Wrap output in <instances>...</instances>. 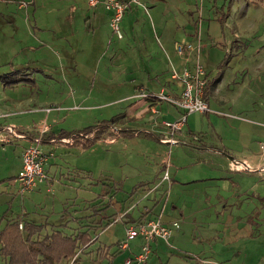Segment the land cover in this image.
Wrapping results in <instances>:
<instances>
[{
  "label": "rangeland",
  "instance_id": "obj_1",
  "mask_svg": "<svg viewBox=\"0 0 264 264\" xmlns=\"http://www.w3.org/2000/svg\"><path fill=\"white\" fill-rule=\"evenodd\" d=\"M180 1L188 3L191 9L195 5L200 6L201 3V0ZM249 1L258 0H247V2ZM262 1L264 2V0ZM168 2L173 5L174 9L175 0H168ZM189 14H183L184 16L181 17L188 23L191 22ZM36 15L39 18L41 11L37 10ZM68 15L65 19L59 15L58 19H70V14L68 13ZM35 16L31 14L27 22L30 23L33 33L37 31ZM198 26L196 30H198ZM50 30L40 31L41 35L35 38L26 33L25 47L21 51L22 53L18 56L9 54L5 59H11L12 62L23 60L25 61L24 65L13 68L10 66L11 63H7L0 66V73L18 71L19 77L31 78L35 82V84L20 82L17 86L6 89L4 93L1 92L3 98L7 99L14 97L30 99L27 102L28 106L24 107L27 112L14 116L12 119L17 120L18 126H22L24 130L39 128L43 123H46L55 130L70 133L96 125L100 120H112L114 134L112 137L96 142L89 149H81L78 146L67 147L65 152L59 149L57 156L51 159L54 168L51 169L50 175L55 181L52 182L53 185L49 193L44 191L42 185H38L32 191L19 193L13 179L19 173L18 157L22 144L18 141L17 145L14 143L0 145V230L3 229L8 216L22 210L27 212L30 220L45 223L46 230H49L51 225L59 223L60 218L68 213L71 215L82 213L80 217L70 221L72 223L70 234L87 228L92 232V237L95 234L98 239L88 250L78 249L76 264H110L107 262L108 260H97L99 250L96 248L99 246L110 247V251L113 252L117 249L116 243L124 239L125 231L122 221L112 224L121 212L127 211L124 219L128 220L131 212L134 211V214H137L145 203L150 202L154 206L160 202L159 199L155 200L157 190H154L147 198H143V196L159 182L162 166L166 161H169L173 164V168L178 169V174L174 178L172 176L173 182L169 184L170 195L167 198V211L173 204L176 217L181 221V229L184 228L182 223L188 222L184 229L187 243L180 247L174 242V234L171 233L169 238L171 246L164 243V250L157 254L160 261L152 253L145 264H264V171L235 170L228 167L226 173L223 172L224 176L218 175L219 162L224 161L222 156L213 152L199 151L193 148L195 145L191 147L185 132H183V137L184 140H187L184 141L186 144L171 146L160 144L151 136L123 135L116 138L115 126H120L119 122L125 115L131 116V119L127 121L131 128H135L139 124L138 120L132 119V117L144 109V106H141L143 102H138V100H132L128 104L115 102L114 100L118 97V89H115L114 84L117 80L110 82L107 79L101 89L106 93L105 101L95 100L91 95V98L87 97L90 99L89 101H83V95L91 91L95 93V89L89 90V81L91 84L94 79L92 77L96 75L91 74L90 79H86L88 77L86 75L85 80H88V83L80 79L75 80L74 84L70 86V69L78 67V64L75 63L74 66H70V28L67 29L68 35L61 32L56 33L58 36L55 40L53 36L51 38L48 36ZM225 33L228 34L227 31ZM109 36L112 47L110 50L108 49L109 52L104 56L100 66L114 71L118 64V58H113V47L117 40L112 35L110 28ZM45 37L48 38V41L44 39ZM218 48L220 49V47ZM122 52L123 59L129 63H132L135 56L139 57L137 50L124 47ZM96 64L98 63H93V65ZM75 84H78L79 88ZM163 103L166 105L167 102ZM74 106L77 108L72 109ZM46 108L50 111L46 112ZM34 109L37 110L33 111ZM224 112L226 113V111ZM217 113L210 112L208 117L199 113L189 114L187 119L189 127L196 132L194 133L196 136H204L208 146L217 147L221 152L223 148L217 140L214 130L217 133H224V127H226L227 145L232 146L236 152L235 155L240 157L244 133L237 127H231L232 123L236 122L233 119L236 118L233 116L235 112L229 113L233 118L226 117V114L223 113ZM241 117L243 118H240V122H249L247 119L250 118L247 115L241 114ZM147 118L154 119V117L145 114L143 122L149 125ZM206 119H211L213 124L215 123L213 125L215 128L212 125H207ZM216 122H219L218 126ZM199 130L206 132L205 135L204 133L200 135ZM259 152H261L260 149ZM262 164L264 166V162ZM251 168L255 169L253 165ZM258 174L263 178L262 180L256 176ZM133 190H135L134 193H132ZM98 193H104L103 199H101L102 206L110 205L106 213L119 214L114 218L106 217V220L108 219L112 225L101 227L94 233L98 222L90 219L98 211L93 212L90 204ZM131 193L132 195H130ZM140 199L145 201L139 206L132 205ZM134 207L137 208L134 209ZM146 207H143V211L147 210L148 207ZM149 213H151V209L148 208L146 214ZM213 230L224 232L225 237L219 243L216 238L208 239V248L218 250L221 245L214 247L215 243L222 244L226 249V262H222L216 257H212V259L208 257L202 261L195 257V253H191V257L189 254L191 245L197 244L200 238L205 237L203 231L208 234ZM139 243L140 240H134L130 242V246H132L131 248L137 247ZM130 250L128 248L118 253L112 260L113 264H123L126 260L123 255H126ZM134 250H136L135 254L139 252V248H134ZM171 254L177 255L179 260L173 259L167 263L168 256ZM186 256L187 258H184ZM0 264H7L1 256ZM59 264H69V261H61ZM70 264L72 263L70 262Z\"/></svg>",
  "mask_w": 264,
  "mask_h": 264
},
{
  "label": "crops",
  "instance_id": "obj_2",
  "mask_svg": "<svg viewBox=\"0 0 264 264\" xmlns=\"http://www.w3.org/2000/svg\"><path fill=\"white\" fill-rule=\"evenodd\" d=\"M22 2L28 3V5L23 7L20 4ZM263 3L262 0L253 2H247V0H201L200 6L195 5L193 9L189 7L188 3L181 2L180 0H175L174 9L173 5L170 4L168 0H137V3H130L127 6L120 24L123 38L120 41L116 39L117 43H114L113 58H118V64L114 71H112L110 68L100 66L104 56L108 54L112 47L108 25L109 13L101 6L90 8L84 0H6V2L0 4V66L7 63H11L10 66L13 68L15 66L24 65L25 61L23 60H14L15 62H12L11 59H5L9 54L10 56H18L22 53L21 51L25 47L26 33L35 38L41 35L40 31L51 29L50 35L48 36L50 38L53 36L55 40L58 36L56 33L61 32L68 35L69 31H67V29L70 28V66H74V63L78 64V67L72 68V70L70 69V86L74 84L75 80L80 79L88 83V80H85L86 75L88 76L86 79H90V75L94 73L96 76L92 77V79H94L91 84L89 81V90L95 89V93L91 91L83 95L82 100L89 101L90 99L88 98H91V95L95 100L105 101L104 97L106 93L101 91V89H103L102 86L105 84V79L110 82L117 80L114 85L115 89H118V97L114 101L128 104V102L132 100H138V102H143L141 106H144V109L139 114L132 117V119H136L139 122L135 128H131L130 124L127 122L131 119V116L125 115L123 117L119 122L120 126H115V130L117 131L116 138L123 136V133L128 135L134 133L135 135H132V137L141 135L151 136L160 144H163L159 140L161 138H166L169 131L161 124L165 121L174 122L178 120L182 115V110L175 106L173 107V105H169V103H165L166 105H164L163 102L145 98H135L134 95L138 91H144L149 94H156L163 91L171 97L178 98L181 94L183 85L180 81L171 78V72L175 71L180 73L183 67L192 68L195 63V53L189 52L180 55L175 50V44H192L196 46L197 38L199 37L201 47L204 46L202 49L200 48L201 54L200 52L198 54V62L202 66L204 78L206 79L204 98L209 108L213 111L212 113L219 112L226 114V117H231L232 114L229 113L232 111L235 112L233 116L236 118H231L236 120V122L232 123L231 127H237L244 133V138L241 137L243 144H241V152L239 153L241 158L235 155L236 152L232 146L227 145L226 127H224L225 134L222 132L217 133L214 130V134L223 148L221 152L217 147L213 148L208 146L203 138L204 136L200 137L194 134L196 132H194L188 124V115L180 131L174 134V138L178 140L177 144H186L184 141L187 140H184L185 138L183 137V132H185L187 138H189L188 141L191 147L195 145L193 148L199 151L208 153L213 152L214 154H218V156L221 155L224 161L219 162V168H217L219 170L217 172L218 175L224 176L223 172L226 173V169L230 167L232 162H246L250 167L253 165L255 170H257L260 167H264L262 166L264 158H262L261 152H259V143L264 138V126L262 125L264 123ZM37 10L41 11V16L39 18L37 15L35 16ZM68 13L70 14V19L64 20L69 16ZM31 14H34V19L36 20L35 24L37 31L34 33L30 23H27ZM183 14L190 15V23L181 18L184 16ZM59 15H62L64 19H58ZM65 15L67 16L65 17ZM198 23L199 33L197 34L198 31L196 28ZM226 31L228 34L225 33ZM44 39L48 41V38L45 37ZM124 47L139 51V57L135 56V58L132 59V63L123 59L122 48ZM218 47H220V49ZM94 62L98 64L93 65ZM4 73L6 72L0 74ZM98 75L100 76L98 77ZM31 80L33 83L30 84H35L33 79ZM19 83L11 87L4 86L0 83V145L11 143L17 145L18 141H20L22 144V152L23 148L30 143L31 138L35 136L39 128L24 130L22 126H18L19 122L12 118L27 112L24 107L28 106L27 102L30 101V99H16L18 97L7 99L3 98L1 95V92L4 93L6 89L13 88ZM96 84L97 88L95 86ZM75 85L79 88L78 84ZM130 90L131 92H129ZM110 96L112 97L113 94L111 93ZM76 108L77 106L72 107V109ZM36 110L37 109H34L33 111ZM224 111H226V113ZM145 114L154 117V119L147 118L149 125L143 122ZM199 114L206 117L209 116L208 113ZM241 114L247 115L250 118L247 119L249 122H240V118H243ZM205 122L207 125H212V127L215 128L213 126L215 123L213 124L211 119H206ZM216 123L218 126L219 122ZM112 124H114L113 121L111 125L106 128L103 135L106 137H102V140L113 136ZM48 126L49 132L44 137L42 148L46 152H52V155L44 165L47 175L51 177L50 172L51 169L54 168L52 167L53 163L51 159L57 156V151L59 149L65 152L64 150L70 147V144L60 143L57 138L52 137V135H57L62 130H55L52 126ZM8 128H11L15 134L19 136L22 135L23 137L14 136ZM203 133L205 135L206 132L199 130L200 135H203ZM51 139L55 141L52 142ZM168 146L171 145L168 144ZM21 152L18 157L19 171L21 168ZM169 171L171 178L172 176L174 178L176 174H178V169L173 168V164H171ZM256 176L259 180L263 179L259 174ZM173 178L171 182H173ZM54 181L53 179V183ZM169 184L163 183L156 189L155 200L159 199V203L154 206L151 205L150 202L143 205V207L147 206L151 209V213L146 214L148 208L146 207L147 210L143 211L142 207L141 211L137 214H134V211L131 212L128 216L131 220H122L124 231L125 225L128 223H133L139 218H143V221L152 219L158 213H161V220L164 224H177V227H173L172 230L174 242L180 247L187 243L184 237V229L188 222L186 224L182 223L184 228L181 229V221L180 218L178 220L176 217L175 207L171 204L167 211L168 201L164 202L162 198L163 192L170 190L168 189ZM41 185L44 187L45 191L47 185ZM134 192L135 190L132 191V193ZM132 193L130 195H132ZM103 194L104 193H98L97 196L94 197V201L90 204L92 208H94L92 211H98L95 216L90 219L98 222L96 225L97 229L94 230V233L101 227L109 226L107 225L109 220H106V217L111 216L114 218L119 214L106 213L110 205L108 204L109 206L107 208H105L106 205L102 206L103 201L101 199H103ZM257 196L260 197L259 195ZM147 197L148 195L145 196L144 194L143 198ZM261 197L263 199V196ZM144 201L140 199L132 205L139 206V204ZM136 208L137 207H134V209ZM23 214H27V212L22 210L21 212L8 216L6 220L22 216ZM81 214L82 213H74L71 216L72 221L80 217ZM63 217L66 220L56 224L57 226L53 224L49 227V230H46L47 227L44 225L45 223H37L30 220L29 216H26L30 222L36 225H44L40 232V236L47 235V233L51 234L54 231H61L62 233L67 232V234L70 235V226L72 225L70 222V214L68 213ZM85 229L79 230L78 232H83ZM19 231L24 244L28 246L33 241L35 237L34 234L27 235L24 229ZM204 233L205 237L200 238L197 244L194 243V245H191V250L189 252L190 256L192 255L191 253H195V257L202 259V261H205L204 259L208 257L210 259L216 257L221 259L222 262H226V249L222 244H218L219 241L222 242L225 233L221 231L217 232L216 230L209 231L208 234H206V231H203V234ZM89 234L91 240L88 245L85 244L79 247L81 251L84 249L85 251L88 250L93 243H95L94 241L98 239L95 234L92 237L91 231H89ZM32 236L33 239L30 241ZM210 238H213V240L214 238L217 239L218 243H215L214 247L221 245L220 249L214 250L213 248H208L207 240ZM162 242L163 241L159 239H155L151 243V254L153 253L154 257H157L159 261L160 258L157 254L159 251L164 250V242ZM140 243L137 247L134 246L133 248L129 245L131 250L126 255H123L124 260L135 255L136 250H134V248L138 249ZM109 248L110 247L102 248L100 246L96 248L99 250V257L97 260H108L107 262L113 264L110 255L114 251L111 252ZM222 248L224 249L222 250ZM77 258L78 255L74 262H70L76 264ZM184 258H187V256ZM173 259L177 260L178 256L171 254L168 256L167 263Z\"/></svg>",
  "mask_w": 264,
  "mask_h": 264
},
{
  "label": "built area",
  "instance_id": "obj_3",
  "mask_svg": "<svg viewBox=\"0 0 264 264\" xmlns=\"http://www.w3.org/2000/svg\"><path fill=\"white\" fill-rule=\"evenodd\" d=\"M88 7L94 8L101 6L105 11L109 13V28L112 35L116 37L117 40L123 38L121 32V21L127 6L130 3H137V0H84ZM6 0H0V4H3ZM21 6L26 7L28 3L22 2ZM199 25V23H198ZM199 27V26H198ZM199 33V28L197 30ZM200 40L197 38V45L192 44H175V50L178 54L183 55L184 53L194 52L195 53V63L192 68L183 67L180 73L175 71L171 72V78L178 80L182 83L183 88L181 94L178 98L171 97L160 91L156 94H149L140 91L138 94L134 95L135 98H145L149 100H154L158 102H167L182 110V115L180 118L174 122H163L162 125L169 131L166 138H161L159 141L163 144L174 145L178 143V140L174 138V134L180 131L182 125L186 121V117L192 113H210L213 112L204 98V89L206 85V79L204 78V71L202 66L198 62V54L200 52ZM50 111L47 109L46 112ZM155 113V112H154ZM264 126V123L262 124ZM8 130L16 137H23L15 134L11 128ZM49 132V126L43 123L35 136L31 138L30 143L23 148L21 152V168L18 175L13 179L19 193H25L32 191L37 188L38 185L45 184L46 192H51V186L53 179L47 175L44 165L48 158L52 155V152H46L42 148V143L44 137ZM76 136V135H73ZM78 136H81L79 134ZM54 142V139H51ZM60 143L71 144L73 142V137H65L58 139ZM259 147L261 150V156L264 158V138L260 141ZM171 164L169 161L163 166L162 174L159 182L146 192L145 196L151 194L154 190L158 188L159 185L163 183L169 184L171 182L170 168ZM231 169H239L245 171H253L250 165L246 162H232L230 165ZM256 171L263 172L264 167L258 168ZM169 189V188H168ZM170 190H166L162 194L164 202L167 201ZM164 204V203H163ZM127 211L122 212L118 215L113 223L120 222L124 220ZM162 214L158 213L154 218L148 219L142 222H133L125 225V236L124 239L117 243V250L124 251L129 248L130 242L136 239L141 240L139 246V252L132 257L127 258L123 264H145L151 254V243L155 239H159L169 244V238L172 233V228L177 227L176 223L164 224L161 220ZM18 229L23 230V223L20 221L18 223ZM33 236L30 238L32 241ZM75 255L73 260L77 257ZM72 260V261H73Z\"/></svg>",
  "mask_w": 264,
  "mask_h": 264
},
{
  "label": "trees",
  "instance_id": "obj_4",
  "mask_svg": "<svg viewBox=\"0 0 264 264\" xmlns=\"http://www.w3.org/2000/svg\"><path fill=\"white\" fill-rule=\"evenodd\" d=\"M18 73V71H13L12 73L0 74V83L9 87L19 82L33 83L31 79L19 77ZM111 122V120H102L98 124L84 128L79 132L60 131L57 135H52V137L61 139L72 136L73 142L70 146L89 149L96 142L102 140L105 130L111 125ZM79 134L81 136H78ZM123 135L126 136L128 134L123 133ZM132 135L134 136L135 134L132 133L128 136ZM108 206L107 204L105 208ZM92 209L94 210V208ZM26 216L27 214H23L22 216L6 220L3 229L0 230V256L7 264H59L61 261L70 262L77 254L79 247L85 244L88 245L91 240L90 229L70 235H66L61 231H54L51 234L40 236L44 225H36L30 222ZM71 216L70 214V221H72ZM142 219L139 218L135 222H142ZM64 220L66 219L62 216L60 222ZM20 221H22L23 229L27 235L34 234L35 236L28 246L24 244L18 229ZM109 222L107 225H110ZM120 252L118 250L114 251L110 255L111 260Z\"/></svg>",
  "mask_w": 264,
  "mask_h": 264
}]
</instances>
